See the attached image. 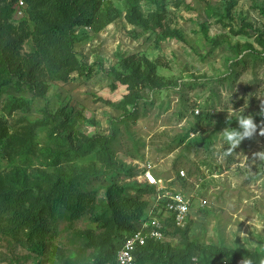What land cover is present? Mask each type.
Instances as JSON below:
<instances>
[{
  "label": "rangeland",
  "instance_id": "374dc122",
  "mask_svg": "<svg viewBox=\"0 0 264 264\" xmlns=\"http://www.w3.org/2000/svg\"><path fill=\"white\" fill-rule=\"evenodd\" d=\"M127 1L102 0V18L107 12L112 19L101 30L77 28L84 37L74 50L92 69L88 77L73 74L68 81L46 82L41 97L25 84L20 91L10 85L9 93L31 101L26 110L8 112V94H0V120L9 134L29 123L45 121L33 129L27 144L31 151L26 154L0 146L1 173L19 166L42 186L61 171L82 173L88 178L84 187L97 190L96 200H103L108 181L135 186L141 164L150 162L156 176L170 179L174 189L190 197L187 238L202 251L209 253V246L264 250V161L252 156L264 151V136L258 128L231 155H225L228 145L222 136L226 127L238 128L240 115L264 116V0H180L179 5L177 0H165V25L180 31L181 38L160 41H156L160 31L142 33L126 22ZM132 1L144 15L157 10L145 0ZM25 17L23 5L12 20L17 23ZM32 48L27 40L23 50ZM133 53L159 60L157 73L169 84L141 92L137 106L122 111L114 105L127 93L126 86L117 83L110 89L106 70L116 66V54ZM245 55V68L234 65ZM134 109L132 118L129 113ZM67 110L70 119L63 122ZM204 116L207 118L198 122ZM262 122L264 117L260 127H264ZM53 129L111 136L112 164L93 149L83 157L50 165L42 150L56 147L55 134L50 135ZM95 228L88 213L72 222L64 216L58 218L51 230L52 246L84 264L90 259V250L82 248L77 232ZM181 240L178 232L166 234L162 241L179 248ZM40 257L25 235H0V264H36Z\"/></svg>",
  "mask_w": 264,
  "mask_h": 264
},
{
  "label": "trees",
  "instance_id": "16d2710c",
  "mask_svg": "<svg viewBox=\"0 0 264 264\" xmlns=\"http://www.w3.org/2000/svg\"><path fill=\"white\" fill-rule=\"evenodd\" d=\"M19 1L24 3L27 17L14 23L12 19L20 7ZM145 1L155 5L158 11L144 15L136 3L128 0L124 14L126 22L142 33L160 31L161 34H156V41L176 36L181 38L180 31L165 25V0ZM179 2L177 0L176 5ZM101 5L102 0H0V94H8V112L18 108L26 110L31 103L9 93L10 85L20 91L21 85L25 84L41 97L46 82L68 81L73 74L90 75L92 69L74 50L76 43L84 37L77 28L90 27L97 32L107 25L112 18L108 17L107 12L102 18ZM27 40L33 45L30 51L23 50ZM115 57L116 66L106 70L111 80L110 89H115L117 83L125 85L127 89L123 98L114 105L116 109L126 111L130 106L135 108L141 92L168 87L169 82L157 73L161 63L159 60H151L138 53L127 56L116 54ZM246 57L237 59L234 65L245 68ZM134 111L129 113L132 118H135ZM63 113L66 114L63 122L69 121L70 110ZM263 117L254 119L258 126ZM206 118H199L198 122ZM44 124L45 121L39 120L9 134L0 120V146L6 145L21 155L26 154L31 151L30 144H27L33 129ZM54 131L58 130H51L50 135L55 134L56 147L42 150L50 165L57 166L63 161L83 157L93 149L108 157V165L112 164L109 157L111 136L90 137L72 130L63 133ZM87 182V176L82 173L67 174L61 171L54 179L47 181L46 186H42L29 179L19 166L4 174L0 171V235H25L27 241L33 244V250L41 254L36 264H80L52 246L51 230L58 218L64 216L72 222L88 213L96 228L77 232L82 248L90 250V259L84 264H115L117 248L135 230L136 223L145 217L153 201L154 187L141 183L130 186L110 180L103 187V200H96L97 190L88 191L84 187ZM130 190L134 194H128ZM165 223L164 235L179 232L181 247H171L169 243L149 239L135 251L138 263L192 264L191 257L194 255L200 264H237L243 259L258 264L264 260V250L248 252L209 246V253L206 254L195 241L187 238V224L183 229L175 226L171 217ZM198 250V253L195 252Z\"/></svg>",
  "mask_w": 264,
  "mask_h": 264
},
{
  "label": "built area",
  "instance_id": "2783aa9c",
  "mask_svg": "<svg viewBox=\"0 0 264 264\" xmlns=\"http://www.w3.org/2000/svg\"><path fill=\"white\" fill-rule=\"evenodd\" d=\"M23 5L24 3L19 1V6L23 7ZM180 175H184L182 170H180ZM136 180L138 183L154 187L153 201L145 217L136 223L135 230L125 237L117 248L115 264H140L135 258L137 248L144 245L149 239L162 241L165 238V220L171 217L174 225L180 227L186 223L191 209L190 197L169 185L170 179L165 180L156 176L150 162L141 164ZM125 253L131 255V261L128 260ZM191 261L192 264H200L196 255L191 257Z\"/></svg>",
  "mask_w": 264,
  "mask_h": 264
},
{
  "label": "clouds",
  "instance_id": "9594fccd",
  "mask_svg": "<svg viewBox=\"0 0 264 264\" xmlns=\"http://www.w3.org/2000/svg\"><path fill=\"white\" fill-rule=\"evenodd\" d=\"M261 112L264 113V105H262ZM230 117L231 113H229L227 117L228 123L230 122ZM237 121L238 128L230 129L226 127L222 132L223 140L228 145L225 155H231L246 138L251 139L257 133L258 127L259 135L264 136V127L258 126L251 115H240ZM252 156L254 159L264 161V151L253 152ZM241 235H243V233H241ZM125 255H127L128 260L131 261V255H128V253H125ZM241 264H252V261L250 259H243ZM261 264H264V260L261 261Z\"/></svg>",
  "mask_w": 264,
  "mask_h": 264
}]
</instances>
